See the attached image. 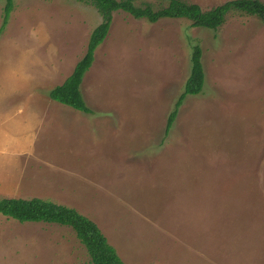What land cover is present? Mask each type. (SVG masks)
Wrapping results in <instances>:
<instances>
[{"label":"rangeland","instance_id":"rangeland-1","mask_svg":"<svg viewBox=\"0 0 264 264\" xmlns=\"http://www.w3.org/2000/svg\"><path fill=\"white\" fill-rule=\"evenodd\" d=\"M169 1L136 0L156 8ZM185 1L209 10L230 0ZM5 4L0 131L32 114L42 124L22 163L44 165H0V199L75 208L125 264H264V23L232 12L212 31L115 13L81 86L92 111L85 114L49 92L86 54L102 21L97 9L14 0L3 28ZM195 45L205 87L186 98L166 136ZM0 264L92 263L71 227L0 215Z\"/></svg>","mask_w":264,"mask_h":264},{"label":"trees","instance_id":"trees-1","mask_svg":"<svg viewBox=\"0 0 264 264\" xmlns=\"http://www.w3.org/2000/svg\"><path fill=\"white\" fill-rule=\"evenodd\" d=\"M5 1L3 28L14 10V0ZM76 1L95 7L102 21L93 30L84 57L76 64L72 74L64 83L49 92V97L85 114H90L92 111L83 97L81 86L86 73L94 63L97 49L109 36L115 13L123 12L135 19L147 20L150 23H157L164 19H185L191 22L192 27L212 31H217L222 27L227 16L232 12L255 16L264 23V3L261 0H230L209 10H203L200 5L185 0H170L167 6L161 8H156L150 3L138 4L136 0ZM202 57V48L195 45L191 58V73L184 91L168 117L166 136L170 133L186 98L200 95L203 92L206 74ZM0 215L20 223H48L71 227L85 246L92 264H125L99 226L75 208L38 197L31 199L1 198Z\"/></svg>","mask_w":264,"mask_h":264},{"label":"crops","instance_id":"crops-1","mask_svg":"<svg viewBox=\"0 0 264 264\" xmlns=\"http://www.w3.org/2000/svg\"><path fill=\"white\" fill-rule=\"evenodd\" d=\"M22 110L20 109V111ZM33 121L31 114L30 117L15 125L14 128L0 131V155H4V163L0 165H44L38 162L32 163L30 160L24 164L22 163L23 156L34 153L37 146L35 138L38 137V129L42 123L37 120H35L37 122ZM18 135H21V137H18Z\"/></svg>","mask_w":264,"mask_h":264}]
</instances>
